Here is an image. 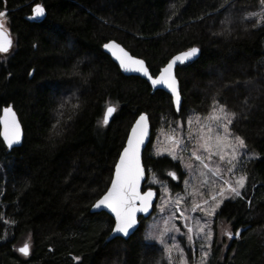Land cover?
Returning <instances> with one entry per match:
<instances>
[{"label":"trees","instance_id":"obj_1","mask_svg":"<svg viewBox=\"0 0 264 264\" xmlns=\"http://www.w3.org/2000/svg\"><path fill=\"white\" fill-rule=\"evenodd\" d=\"M36 4L45 17L30 21ZM261 7L259 0H0L14 41L0 53V116L12 105L25 132L13 150L0 136V264H168L163 248L143 235L147 219L130 239L106 243L113 220L91 205L110 186L142 113L152 126L148 178L154 173L180 191L166 176L180 172L178 164L155 156L151 144L217 101L237 114L232 133L259 158L241 168L242 197L216 217V229L241 235L228 248L217 236L206 264H264V23L246 19ZM110 40L145 60L153 76L176 54L200 49L198 60L177 69L180 112L164 91L123 75L103 52ZM108 105L116 113L103 126ZM25 243L27 256L18 251Z\"/></svg>","mask_w":264,"mask_h":264},{"label":"snow or ice","instance_id":"obj_2","mask_svg":"<svg viewBox=\"0 0 264 264\" xmlns=\"http://www.w3.org/2000/svg\"><path fill=\"white\" fill-rule=\"evenodd\" d=\"M261 4L260 12H249L246 19L255 18L256 24L264 23V0H259ZM33 16H43L45 9L40 5L36 4L33 8ZM6 18V12L0 11V53H7L12 46V40L8 31L4 26V19ZM254 24L253 26H256ZM104 48L113 50V55H116V51H119V55H116V59L119 61L120 66L128 71H136L143 73L151 81L153 85H165L171 91L174 102L179 110V105L181 103L180 92L178 90V81L173 73V67L177 61L183 63L189 60L191 57L196 56L199 52L197 47H191L187 51L181 53L178 56H174L167 65L160 70L159 75L153 78L149 74L148 68L145 66V62L142 59H138L134 56L128 54L115 42H109L103 45ZM212 113H210L204 121H201L199 116L194 119L190 118L188 123L191 126L193 123L196 124V134L193 135L191 127L188 132V139L195 140L196 147L191 149V155L195 157L197 161L202 165V169L207 171H201L200 176L204 177L202 181L203 185H209L211 177L208 173L211 172L213 176H219L223 183L218 184L215 181H211V187L213 189H218V191H210L209 197L204 198V193H194L198 194L203 201V206L200 203L193 201L192 211L199 209L204 212L207 216H214L216 209L219 208L223 199L231 196L242 197V189L245 187L246 174H241L233 182L231 179H223L221 169L219 165L211 166L209 162L212 161L213 156L219 157L221 162L228 165L227 171L233 172L236 168V163L238 159L244 155L241 151L247 148L245 140L231 133L229 125L232 124L233 119L236 117L235 112H229L226 110V106L215 102ZM116 111L115 106L108 105L106 109V114L103 119V123H108V118ZM0 123L3 124V131L0 135L3 136V140L7 143L8 147H12L14 143H18L21 138V128L19 121L16 118V113L12 110L11 106L5 107L3 109V115L0 116ZM148 121L147 116L141 114L139 119L136 121L135 125L131 129V134L127 139V145L123 147V151L119 155V160L114 166V175L109 181V187L106 191L91 205L94 209H108L112 214H114V226L109 229L112 234H122L127 237L130 234V229H134L138 224L137 213H148L149 209L152 207V199L155 193L149 188L147 191H141V180L145 176V168L141 163L140 148L144 143V138L147 135ZM175 133V129L172 130ZM166 140L171 142V147L165 149V151L173 154L175 157L174 149L181 148L183 145L187 147V143L183 137H177L176 135H166ZM200 150L204 154H198ZM255 155V153H253ZM191 168L192 165H186ZM169 175L175 178V173H169ZM155 177V174L153 173ZM159 182V181H155ZM187 181L185 184L187 185ZM165 191L167 189L165 188ZM183 198L177 195L176 199L172 201L173 204L179 206ZM210 201L212 203H210ZM169 203V201H162V205ZM163 210V207H161ZM183 216V213H181ZM187 219V217H184ZM171 219V217H170ZM187 227V233L184 235L187 237L188 242L194 243L193 232L199 236L203 234V239L209 243L201 244L200 248L202 251L201 264H206L207 257L210 251L204 250L211 249V240L213 237V232L208 229V224L203 225L197 223L194 227ZM170 229H165L169 231ZM175 231L179 232L178 227ZM221 235L227 236L228 239H232L233 236L239 238L241 233L237 229L233 233L230 229H223ZM146 239L157 240L161 245L164 246V251L167 253L168 264H189L186 257L184 249L179 243L166 244L164 240V233L159 234H146ZM175 239V237H173ZM176 250L179 252V257L173 260L172 252ZM19 252L27 256L30 251V246L25 243L21 248L18 249ZM77 260L80 257H76Z\"/></svg>","mask_w":264,"mask_h":264},{"label":"rangeland","instance_id":"obj_3","mask_svg":"<svg viewBox=\"0 0 264 264\" xmlns=\"http://www.w3.org/2000/svg\"><path fill=\"white\" fill-rule=\"evenodd\" d=\"M4 19V26L5 29L8 31V28L6 26ZM216 106V105H215ZM106 110L104 111L102 115V124L103 126H106L107 124L103 123L104 114ZM212 113V111L210 112ZM209 113V114H210ZM200 115L196 113L195 111H191L187 117V120L185 123L179 122L174 128L166 130V131H160L157 135L155 140L151 144V152L157 156V157H164L168 156L170 157L175 163L178 164L179 170H169L166 172L167 178L172 179V176L169 175V173H175L177 178L173 179L175 183L181 184V190L180 191H173V189L168 184V181H161L158 179V177H154L153 175H149V178L147 180L148 186L156 189L159 191V196L157 203L155 205V210L153 214L146 220L145 223V229L143 232L144 237H146V234H159L161 232L164 233V240L166 244H173V243H179L181 247L184 249V252L186 254V257L189 261V264H201V255L202 251L200 248L201 244H205V246L209 243L208 241L204 240L203 234H200L197 236L195 234V231L193 232V240L194 243H189L187 240V237L184 235L187 233V227H185V224H187L189 227H194L197 223L203 225L204 223L208 224V229L213 232V237L211 240V249H207L205 247L204 250L210 251L209 256L207 257L208 262L212 247L215 243V240L218 236V240L220 242H223L225 244V247L228 248L230 245L231 239H228L227 236L221 235V232L223 229H230L228 226L219 225L218 229H216V217L220 211V209L223 207V205L231 199H234L231 196H228L227 198L223 199V202L220 204L219 208L216 209V213L214 216H207L204 212L197 209L196 211H192V204L193 201L200 203L203 206L202 198L198 194L203 192L204 198L209 197L210 191H218V189H213L211 187V181H215L218 184H222L223 181L219 176H213L211 172L208 173V176L211 177V181L209 185H203L202 181L204 180V177L200 176V172L207 171L202 169V165L199 161L195 159L194 156L191 155V149L196 147L195 140H189L188 139V132L191 127V130L193 132V135L196 134V124L193 123L191 126L189 125L188 121L190 118L194 119L196 116H199L201 118V121H204L206 117L209 115ZM231 125H229V129L231 130ZM175 129V133L172 132V130ZM166 135H176L177 137H183L184 140L187 143V147H184L183 145L181 148L174 149V154L176 158H173V154H170L169 152L165 151L166 148L171 147V142L166 140ZM244 155H242L237 163L236 168L233 172H228L226 169L228 165L224 162H221L219 160V157L213 156V159L210 163L211 166L219 165L221 169V173L223 176V179H231L233 182L238 178L239 175H241V168L242 166L247 162L251 160L258 159L259 156L257 153L250 151L248 148L241 150ZM255 153V155H253ZM198 154H204L202 150ZM191 164L192 167L188 168L186 165ZM182 176H181V175ZM159 181V182H155ZM185 181H187V185L185 184ZM246 185V181H245ZM165 188L167 191H165ZM245 188V187H244ZM244 189L241 191L243 192ZM179 195V197L183 198L182 202L179 204V206L172 203ZM236 198V197H235ZM162 201H169V203L163 204ZM210 203H212L210 201ZM161 207H163V210H161ZM181 213H183V216H181ZM171 217V219H170ZM184 217H187L185 219ZM178 227L180 229L179 232L175 231V228ZM165 229H170L169 231H165ZM175 237V239H173ZM234 237V236H233ZM147 241L154 243L164 250V246L159 243L157 240H149ZM24 244L21 245V247ZM166 253V252H165ZM167 255V253H166ZM173 260H176L179 257V252L176 250H173L172 252Z\"/></svg>","mask_w":264,"mask_h":264},{"label":"water","instance_id":"obj_4","mask_svg":"<svg viewBox=\"0 0 264 264\" xmlns=\"http://www.w3.org/2000/svg\"><path fill=\"white\" fill-rule=\"evenodd\" d=\"M44 17H45V13H44L43 16L34 17V16H33V12H32V15H31L30 17H28V19H29L30 21H34V20L38 21V20H42V19H44ZM8 33H9L10 38H11V40H12V46L10 47V49H9V51H8V52H10V50L12 49V47H13V45H14V41H13V37L11 36L9 30H8ZM109 42H115V43L118 44L121 48H123L124 51L128 52L129 55L133 56V55L131 54V52H129V51H128V50H127L122 44L118 43L117 41H115V40H110V41H108V42H106V43H109ZM106 43H105V44H106ZM102 48H103V52H104L106 55H108V56L112 59V61H113L118 67H119V69L121 70V72L123 73L124 76H128V77H131V76L139 77V78H141V79L147 81L148 84L150 85V87H151V89H152L153 92H156V91H158V90L164 91L165 93H167V94L172 98V102H173V106H174L175 111H176V112H180V111H181L182 104H183V97H182V94H181L180 83H179V80H178V78H177V69H178L179 66H182V65H185V64H188V63H192V62H195L196 60H198V59L200 58V56H201V51H200L199 48H198V49H199V52L196 54V56L191 57L189 60H186V61H184L183 63H181L180 61H177L176 64L174 65V67H173V73H174V75L176 76V79H177V81H178V90H179V92H180V98H181V103H180V105H179V110H177V106H176V104H175V102H174V98L172 97V93H171V91L167 88V86H165V85H153V84L151 83V81L148 79V77H146L143 73H141V72H136V71H128V70H125L124 68H122V67L120 66L119 61L116 59V55H119V51H118V50H115V51H116V55H113V50L106 49V48H104V47H102ZM186 51H187V50H186ZM8 52H7V53H8ZM183 52H185V51H183ZM183 52H180V53L176 54L175 56H178V55H180V54L183 53ZM7 53H2V54H7ZM134 57H136V56H134ZM136 58H138V57H136ZM172 58H173V57H172ZM172 58H171V60H172ZM138 59H141V58H138ZM142 60H143V59H142ZM143 61L145 62V66H146V67L148 68V70H149V67H148L146 61H145V60H143ZM166 65H167V64H166ZM166 65H165V66H166ZM165 66H164V67H165ZM164 67H163V68H164ZM163 68H162V69H163ZM149 74L152 75L151 72H150V70H149ZM158 75H159V74H158ZM158 75H157V76H158ZM152 76H153V75H152ZM155 77H156V76H153V78H155ZM9 106H11L12 110L16 113L15 109L13 108V106H12V105H9ZM5 107H8V106H5ZM5 107H3V109H4ZM115 108H116V107H115ZM3 109H2L1 116L3 115ZM115 113H116V111H115L114 113H112V115L108 118V123H107V124H109V123L111 122V120L113 119ZM105 114H106V112H105ZM105 114H104V116H105ZM142 114H144V115L147 116L148 129H147V135H146V137L144 138V143L141 145V148H140L141 163H142L143 167L145 168V176H144V179L141 180V191H147L149 188H147V189L144 190V186H145V184H146V182H147V180H148V175H147V169H146V167L144 166L143 157H144V152H145V150L147 149L148 145H149L150 142H151V138H152V126H151V122H150V118H149L148 114H146V113H142ZM140 115H141V114H140ZM140 115L137 117L136 121L139 119ZM16 118H17V120L19 121L20 128H21V138H20V141H19L18 143H14V144L12 145V147L9 148L8 145H7V143L3 140V136L0 135L1 138H2V140H3V142H4V144H5V146L8 148V150H13L14 148H19V147L22 146V144H23V142H24L25 132H24L23 125H22V123L20 122V119H19V116H18L17 113H16ZM136 121L134 122L133 126L135 125ZM133 126H132V127H133ZM131 129H132V128H131ZM131 129H130V132H129V134H128V137H129V135L131 134ZM2 131H3V124L0 123V133H2ZM128 137H127V139H128ZM126 145H127V140H126L125 146H126ZM125 146H124V147H125ZM122 151H123V149H122ZM122 151H121V152H122ZM118 160H119V158H118ZM117 162H118V161H117ZM113 175H114V174H113ZM172 178H173V179H176L177 176L175 175V178L172 176ZM151 189H152V191L155 193V195L153 196V199H152V207L149 209V212H148V213H141V212H138V213H137L138 224L135 226L134 229H130V234H129V236L125 237V236H123L122 234H112V233H110V235L108 236V238H107V240H106V243H109V242H111V241H113V240H115V239H117V238H122V239H124V240H128V239H130V238H131V237H132V236H133V235L139 230V228H140V226H141V218L148 219V218L153 214V212H154V210H155V205H156L157 200H158V192H157V190L154 189V188H151ZM102 212H104V213H106L107 215H109V216L112 218V220L114 221V214H112V213L110 212V210H108V209H104V208H101V209H99V210H98V209L91 208V213H93V214H95V213H102ZM20 248H21V247H20ZM29 253H30V251H29ZM23 255H24V254H23Z\"/></svg>","mask_w":264,"mask_h":264},{"label":"flooded vegetation","instance_id":"obj_5","mask_svg":"<svg viewBox=\"0 0 264 264\" xmlns=\"http://www.w3.org/2000/svg\"><path fill=\"white\" fill-rule=\"evenodd\" d=\"M149 188H152V187H149Z\"/></svg>","mask_w":264,"mask_h":264}]
</instances>
